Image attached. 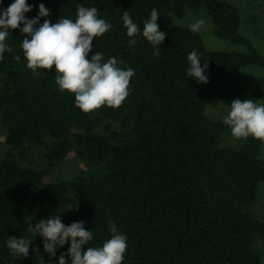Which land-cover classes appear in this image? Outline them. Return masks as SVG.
Instances as JSON below:
<instances>
[{
	"label": "trees",
	"instance_id": "1",
	"mask_svg": "<svg viewBox=\"0 0 264 264\" xmlns=\"http://www.w3.org/2000/svg\"><path fill=\"white\" fill-rule=\"evenodd\" d=\"M13 2L3 0L0 9ZM27 3L32 7L25 13L28 19L38 16L41 3L50 11L41 24L61 17L75 21L78 6L97 8L99 18L112 27L94 38L87 58L101 52L105 62L116 57L119 67H131L136 74L121 107L104 106L86 114L75 106L74 94L59 89L55 66L51 71L37 69L39 76L27 67L23 25L9 30L6 42L13 51L0 60V119L10 149L0 157V264H59L71 241L51 257L43 237L27 231L29 224L57 215L66 226L83 221L93 232L91 247L111 238L108 221L114 222L127 236L123 264H261L257 240H264V221L252 207L264 182V142L248 137L238 145L224 144L230 127L206 113L208 105L220 102L221 79L245 66L264 68V55L240 32L239 7L229 0ZM153 8L166 34L159 56L142 35ZM186 8L206 9L215 34L246 45L247 52L209 49L201 32L174 22V16L186 15ZM124 11L140 30L135 47H129ZM193 50L202 67L209 64L207 84L187 75ZM262 98L264 89L247 88L243 100ZM34 149L51 165L75 150L99 172L71 181L46 179L18 160H26ZM11 237L32 239L27 258L11 253ZM66 261L72 264L70 256Z\"/></svg>",
	"mask_w": 264,
	"mask_h": 264
},
{
	"label": "clouds",
	"instance_id": "2",
	"mask_svg": "<svg viewBox=\"0 0 264 264\" xmlns=\"http://www.w3.org/2000/svg\"><path fill=\"white\" fill-rule=\"evenodd\" d=\"M2 3L3 0H0V5ZM31 11L27 0H14L7 9H0V60H3L5 52L13 51L6 42L11 35L9 30H16L23 25L21 31L25 38L21 47L27 67L33 75H40L37 69L51 71L55 66V81L59 89L74 94L75 106L86 114L104 106L121 107L130 95V82L136 73L131 67H119L120 61L116 57H109L105 62L101 52H95L90 60L87 58L93 51L94 38L103 36L112 27L99 18L98 9L78 6L75 21L61 17L56 23L45 19L42 24L40 19L50 15L45 5H39L36 18H26L25 13ZM159 17V12L153 8L150 19L144 22L142 32L143 37L156 49L154 55L157 56L160 55L158 46L166 38L157 23ZM122 18L127 36L131 38L129 47H135L136 37L140 33L138 25L133 22L129 11H124ZM205 24L204 19H197L189 27L193 33H197ZM14 59L19 61L20 56L16 55ZM187 59L190 62L187 75L201 84H207L209 77L205 72L209 68L208 62L202 67L196 50L190 52ZM223 123L230 127L236 139L253 137L264 142V99H234ZM108 224L112 235L101 247L87 246L93 240V232L85 229L83 221L66 226L58 215L41 220L35 226L29 224L27 231L32 236L43 237L44 250L51 257L56 256L58 246L63 247L71 241L68 252L60 254L59 264H67L66 256L71 257L72 264H123L127 236L118 230L114 222L108 221ZM31 244L32 239L28 237H11L7 241V247L13 255L25 258L29 255Z\"/></svg>",
	"mask_w": 264,
	"mask_h": 264
},
{
	"label": "rangeland",
	"instance_id": "3",
	"mask_svg": "<svg viewBox=\"0 0 264 264\" xmlns=\"http://www.w3.org/2000/svg\"><path fill=\"white\" fill-rule=\"evenodd\" d=\"M239 7L241 12L240 32L246 36L264 55V0H229ZM197 19L206 21L201 32L204 41L209 49L228 52H247L248 48L244 44H235L230 40L221 39L215 34V25L204 8H186V15L182 18L174 16V22L178 25L189 26ZM247 88L264 89V68L259 66H245L238 71L231 72L227 77L220 80L217 85V93L220 102L217 105H208L206 113L210 117L224 118L230 111L231 103L234 99L244 98ZM264 99V98H262ZM261 100V99H260ZM7 131L0 119V157H5L10 149L6 143ZM243 139H236L231 132L224 137V144L238 145ZM264 159V146L262 149ZM18 160L25 166H32L41 171L46 179L67 180L76 179L83 173H97L99 169L81 159L73 150L63 161L51 165L41 151L32 150L27 155V159ZM255 217L264 221V182L260 186L259 201L252 207ZM259 249L262 252V262L264 264V240H257ZM229 264V263H226Z\"/></svg>",
	"mask_w": 264,
	"mask_h": 264
}]
</instances>
